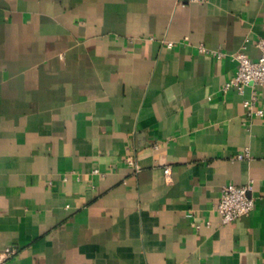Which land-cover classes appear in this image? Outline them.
Segmentation results:
<instances>
[{
  "label": "crops",
  "instance_id": "0c3cea01",
  "mask_svg": "<svg viewBox=\"0 0 264 264\" xmlns=\"http://www.w3.org/2000/svg\"><path fill=\"white\" fill-rule=\"evenodd\" d=\"M262 36L264 0H0V264H264V85L223 89Z\"/></svg>",
  "mask_w": 264,
  "mask_h": 264
},
{
  "label": "built area",
  "instance_id": "2783aa9c",
  "mask_svg": "<svg viewBox=\"0 0 264 264\" xmlns=\"http://www.w3.org/2000/svg\"><path fill=\"white\" fill-rule=\"evenodd\" d=\"M183 3L190 2H207L209 0H180ZM169 46H173V41H168ZM257 46L260 48V56L253 59L248 55L245 49H241L234 54L235 59L238 61V68L236 75L227 81L223 89L225 91L234 88L240 93H244L247 86L253 87L264 85V36L260 37L257 41ZM200 49L205 52L222 57L224 53L219 50L207 49L204 45ZM258 94L256 91L250 98L245 99L244 104L249 109L250 114L258 116L264 115V109L257 105ZM158 146V145H156ZM250 156L249 149L238 155L239 158H246ZM127 164L135 171L139 170L137 164V155L135 151L130 152L126 156ZM95 172H98L96 169ZM171 172L170 166L165 167V173L168 175ZM253 189V184L247 183L238 185L235 183H226L222 186L221 197L216 204V210L220 214L222 222L229 224L240 217L248 216L255 208V199L250 194ZM19 251L17 244L9 245L0 252V263L4 262L7 258L15 255Z\"/></svg>",
  "mask_w": 264,
  "mask_h": 264
}]
</instances>
